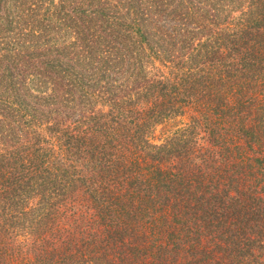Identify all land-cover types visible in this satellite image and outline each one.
<instances>
[{"label":"trees","instance_id":"16d2710c","mask_svg":"<svg viewBox=\"0 0 264 264\" xmlns=\"http://www.w3.org/2000/svg\"><path fill=\"white\" fill-rule=\"evenodd\" d=\"M0 264H264V0H0Z\"/></svg>","mask_w":264,"mask_h":264},{"label":"rangeland","instance_id":"374dc122","mask_svg":"<svg viewBox=\"0 0 264 264\" xmlns=\"http://www.w3.org/2000/svg\"><path fill=\"white\" fill-rule=\"evenodd\" d=\"M169 132H171V128H169L168 130H166L164 133L165 134H162V132H161V130H159L158 132H157V135H158V137L162 134V137H166L168 134H169Z\"/></svg>","mask_w":264,"mask_h":264}]
</instances>
